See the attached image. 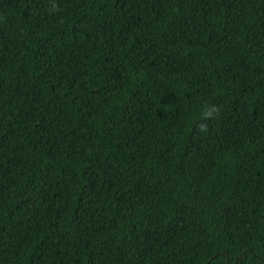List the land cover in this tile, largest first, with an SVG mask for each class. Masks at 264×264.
<instances>
[{"label": "trees", "instance_id": "trees-1", "mask_svg": "<svg viewBox=\"0 0 264 264\" xmlns=\"http://www.w3.org/2000/svg\"><path fill=\"white\" fill-rule=\"evenodd\" d=\"M0 264H264V0H0Z\"/></svg>", "mask_w": 264, "mask_h": 264}]
</instances>
